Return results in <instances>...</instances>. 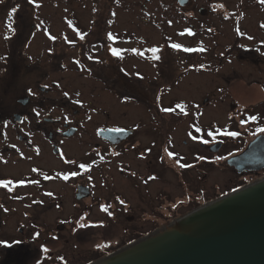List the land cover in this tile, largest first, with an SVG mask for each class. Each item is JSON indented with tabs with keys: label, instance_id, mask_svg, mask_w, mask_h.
Returning a JSON list of instances; mask_svg holds the SVG:
<instances>
[{
	"label": "flooded vegetation",
	"instance_id": "flooded-vegetation-1",
	"mask_svg": "<svg viewBox=\"0 0 264 264\" xmlns=\"http://www.w3.org/2000/svg\"><path fill=\"white\" fill-rule=\"evenodd\" d=\"M16 1L0 0V181L10 182L7 186L0 184V264L33 263L39 254V245H43L50 234L47 230L73 229L88 223H96L104 228L103 208L115 203L116 207L121 205L115 198L125 197L124 189H118L120 185L125 188V185L112 176L105 178L108 175L104 172L103 162L107 159L95 150H100V146L105 144L109 147L124 144L133 137L135 126L118 127L102 123L90 127L89 123L94 122L92 113L97 114L98 111L78 100L76 102L79 106L73 105L75 100L61 86L60 80L54 79L53 73L59 68H91L102 62L101 65L108 70L105 84L122 83L128 75L121 62L127 57H138L136 52L141 41L131 30L129 31L132 33L122 30L119 34L110 29L105 30V20L116 18V9L123 8L122 0H103L102 13L95 14L97 20L103 21L102 29L99 30L45 28L46 16L42 13L44 0H22L21 9L18 6L20 3ZM125 1L130 3L128 9L138 6L135 13L138 19L143 9L155 20L158 16L161 19L173 16L184 19L181 14L184 9H190L191 14L200 16H206L207 12L203 6L195 5L196 0H182L184 3L180 0H158L155 6L151 0ZM212 1L208 0V5ZM111 7L113 11H110ZM245 7V4L235 3L234 8L230 9L235 20L233 36L237 40L246 32L239 25ZM14 8L16 10L13 12ZM208 11L210 13L209 8ZM260 30L264 37V30ZM109 33L112 34V39L108 38ZM120 40L126 41L127 44H120ZM112 49H119L120 54L113 55ZM201 49L204 55L209 56L207 48ZM230 50L228 56L234 53V58L243 60L257 76L259 75L258 79L252 80L253 85L264 84V38L253 45L238 42L233 44ZM151 62L158 67L156 62ZM260 88L264 91L263 87ZM116 94L122 99L127 97L123 93ZM205 100L207 98L203 99ZM253 116L256 117L255 120L250 119ZM241 118L253 121L248 126H264V113L260 111H246ZM105 128L127 129L131 130V133L119 142L111 143L98 134V130ZM206 129L201 133L206 139L199 145L204 150L207 149L213 158L211 155L199 154L197 167L203 169L212 164L213 160L218 167L221 163L225 164L227 170L238 178L235 186L264 172V167L260 170L238 171L226 163L228 157L240 153L250 140L257 135H264V129L252 134L242 146H233L224 153H220V150L228 145L226 140H231L232 137L227 133H238V128L221 127L216 123L213 128ZM94 137L97 140H94ZM217 142L221 145L216 151L211 150L210 147ZM171 151L170 147L166 149L167 154ZM163 159L165 158L158 156L149 162L146 175L134 172L133 176L126 179H143L142 184L146 185L157 181L158 174L151 170L153 165L158 164L162 171L171 169L168 158L166 157L165 164ZM81 164L86 167L81 168ZM121 167L122 164L118 167L120 174L124 169L129 170L125 167L121 170ZM95 172L100 178L99 181ZM208 188L210 189V186ZM134 190L135 194L139 195L140 190ZM206 190L208 189L203 181L194 180L182 197H159L157 205L151 212H145L144 216L136 217L133 214L134 216L125 220L112 219V223L115 222L123 228H143L148 225L155 228L177 216L179 210L192 208L211 197V193H206ZM95 206L102 213L101 220L93 219ZM107 212L113 215L120 213L118 210ZM81 215L83 220L77 221ZM55 238H58V235ZM33 245H37V248ZM101 253L96 251L92 258Z\"/></svg>",
	"mask_w": 264,
	"mask_h": 264
},
{
	"label": "rangeland",
	"instance_id": "rangeland-1",
	"mask_svg": "<svg viewBox=\"0 0 264 264\" xmlns=\"http://www.w3.org/2000/svg\"><path fill=\"white\" fill-rule=\"evenodd\" d=\"M17 1L21 9L23 1ZM44 1L42 13L46 16L45 28L102 29L103 21L97 20L95 14L102 13L103 0ZM151 1L155 6L158 0ZM122 3L124 9L130 8L128 1L122 0ZM235 3L246 6L244 15L239 20L240 27L246 32L238 40L233 36L235 20L233 13H230ZM195 5L206 8V16L194 15L190 13V9H184L181 11L184 19L175 16L161 19L158 16L155 20L143 9L138 19L135 16L138 6H134L128 10L118 7L116 18L105 20V30L110 29L118 34L122 30L132 33L129 31L131 30L141 38L136 52L138 57H127L121 62L128 75L122 82L124 84H105L108 70L101 65L102 62L91 68H59L53 73L54 79L60 80L61 86L75 100L73 105L79 106L76 102L78 100L98 111L97 114L91 111L94 122L89 123L90 127L102 123L118 127L135 126V133L120 146L109 147L105 144L100 146V150H95L107 159L103 162L104 172L108 175L105 178L112 176L125 185V188L122 185L118 187L124 189L125 197L115 198L121 205L116 207L117 203H108L110 205L107 208L120 213L109 215L110 211L105 212L104 228L96 223H88L85 227L47 230L50 234L43 245H39V254L30 264L38 261V264H86L96 255V251L109 252L153 229L150 225L143 228H123L112 223V219L125 220L129 216H144L145 212H151L157 205L159 197H182L194 180L203 181L208 189L205 192L211 193L212 196L206 200L227 192L237 184L238 178L227 170L225 164L221 163L218 167L213 160L212 164L203 169L196 166L199 154L211 155L198 141L206 139L201 133L207 127L213 128L216 123L221 127H237L239 135L226 140L228 145L220 150V153H224L233 146H242L250 139L252 130H260L247 127L246 123L251 124L253 121L241 117L246 111L264 113V91L260 88H264V84L253 85L252 80L258 79L259 75L243 60L234 58V53L230 56L228 54L233 44L239 42L253 45L264 38L260 30H264V3L261 0H213L208 5V0H196ZM110 11H113L112 7ZM119 43L127 44L123 40ZM172 44L190 46L188 49L193 50L185 51V47L174 49ZM152 47L159 49L155 56L160 59L154 58ZM201 47L207 48V54L211 57L204 55ZM150 60L156 62L158 67ZM118 92L127 97L122 99L116 94ZM204 98L207 100L203 101ZM93 139L97 140L96 137ZM168 147L172 149V158L166 152ZM158 156L165 158L163 164L167 157L171 169L162 171L158 164L153 165L151 170L158 174L157 181L146 185L142 184L143 179H126L133 176L134 172L146 175L148 163ZM121 164L129 169L122 170L121 167L122 174L118 170ZM96 178L97 181L100 180L98 174ZM135 188L140 190L139 195L135 194ZM106 192L105 188V194ZM192 208L179 210L177 216ZM101 215L95 206L93 219L101 220ZM83 218L81 215L77 221ZM44 233L47 232L44 230ZM53 234L56 235L52 236ZM57 235L58 238H55ZM33 247L37 248V245Z\"/></svg>",
	"mask_w": 264,
	"mask_h": 264
},
{
	"label": "water",
	"instance_id": "water-1",
	"mask_svg": "<svg viewBox=\"0 0 264 264\" xmlns=\"http://www.w3.org/2000/svg\"><path fill=\"white\" fill-rule=\"evenodd\" d=\"M130 133L127 129L98 130L111 143ZM220 145L217 142L210 149L216 151ZM226 163L238 171L260 170L264 167V135H257ZM87 264H264V175Z\"/></svg>",
	"mask_w": 264,
	"mask_h": 264
},
{
	"label": "snow or ice",
	"instance_id": "snow-or-ice-1",
	"mask_svg": "<svg viewBox=\"0 0 264 264\" xmlns=\"http://www.w3.org/2000/svg\"><path fill=\"white\" fill-rule=\"evenodd\" d=\"M261 2L264 3V0H261ZM15 10H16V9L14 8L12 11L14 12ZM81 38H83V37H81ZM108 38H109V39H112V38H113L111 33L108 34ZM52 39H55V37H52ZM172 47H173L174 49H180L182 46H181L180 44H172ZM184 50H185V51H192L193 49H188V48H186V49H184ZM133 51H135V50H133ZM151 51H152V53L154 54V58H155V59H160L159 56H155V53H157V52L159 51V49H157V48H152ZM112 53H113V55H119V54H120V50H119V49H112ZM65 95H67V94H65ZM163 110H164V111H171V109H163ZM250 119L255 120L256 117L253 116V117H250ZM197 131H199V129H197ZM227 134H228V135H232V136L237 135L236 133H227ZM209 135H211V133H209ZM193 139H195V137H193ZM168 154H169V156H172V155H173V153H171V152H169ZM201 159H203V157H201ZM177 163H179V161H177ZM187 166H188V165H181V167H187ZM80 167H81V168H84V167H86V165L81 164ZM33 171H35V169H33ZM65 178H67V177H65ZM8 183H10V182L0 181V184H4L5 186H7ZM21 183H23V181H21ZM49 195H51V193H49ZM121 203H123V201H121ZM103 210H104L105 212L108 211V209H107L106 207L103 208ZM109 215H111V213H109ZM85 226H86V225H81V227H85Z\"/></svg>",
	"mask_w": 264,
	"mask_h": 264
},
{
	"label": "trees",
	"instance_id": "trees-1",
	"mask_svg": "<svg viewBox=\"0 0 264 264\" xmlns=\"http://www.w3.org/2000/svg\"><path fill=\"white\" fill-rule=\"evenodd\" d=\"M123 84V83H122ZM117 90H120V89H117ZM118 93H121V92H118ZM104 253H105V251H104Z\"/></svg>",
	"mask_w": 264,
	"mask_h": 264
}]
</instances>
